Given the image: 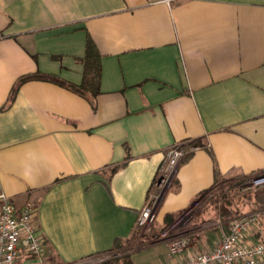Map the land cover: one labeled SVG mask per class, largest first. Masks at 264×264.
Returning <instances> with one entry per match:
<instances>
[{
  "label": "crops",
  "instance_id": "1",
  "mask_svg": "<svg viewBox=\"0 0 264 264\" xmlns=\"http://www.w3.org/2000/svg\"><path fill=\"white\" fill-rule=\"evenodd\" d=\"M87 35L101 54L96 95L32 79L9 101L37 70L79 84ZM192 140L157 229L216 173L264 172V0H0V194L16 209L34 204L47 264H111L112 254L173 264L135 221L166 151ZM216 226L196 220L178 234L209 250ZM116 238L124 245L112 251Z\"/></svg>",
  "mask_w": 264,
  "mask_h": 264
},
{
  "label": "built area",
  "instance_id": "2",
  "mask_svg": "<svg viewBox=\"0 0 264 264\" xmlns=\"http://www.w3.org/2000/svg\"><path fill=\"white\" fill-rule=\"evenodd\" d=\"M162 1L169 5L173 0ZM196 148L181 144L166 151L165 163L138 212L135 227L142 234L164 241L168 253L174 257L173 264H264V239L254 238L259 227L257 212L233 217L226 224L219 221L218 237L209 250L195 248L188 237L178 234L192 224L195 211L210 194L205 198L202 196L206 193L197 195L170 222L161 229L155 228L156 210L172 183L180 159ZM249 176L253 187L264 183V172ZM0 201V264H19L21 256L34 260L35 264H45V240L37 230L34 204L26 201L16 209L4 194H0Z\"/></svg>",
  "mask_w": 264,
  "mask_h": 264
},
{
  "label": "trees",
  "instance_id": "3",
  "mask_svg": "<svg viewBox=\"0 0 264 264\" xmlns=\"http://www.w3.org/2000/svg\"><path fill=\"white\" fill-rule=\"evenodd\" d=\"M80 61L83 64V70H82L81 82L79 84H73L70 82H66L63 79H61L58 75L46 74V73H43V72L37 70L34 73H27V74L21 75L20 77L17 78V80L15 81L14 85L12 86V88L10 90L9 101H11L13 99L16 91L18 90V87L23 82L28 81V80H32V79H50L52 81H55V82L65 86V87H67L68 89H70V90H72V91H74L80 95H83L86 97L96 95L99 92V82H100V74H101V54H100L95 42L93 41V39L89 35H87V37H86L84 54L80 58ZM182 145H184V146L193 145V146L199 147L198 142L195 140L185 142ZM127 157L128 156H126V159H127ZM116 167L117 166H114L113 170ZM240 177H247V176L246 175H244V176L239 175L236 178H240ZM224 180H225V178H221V177L217 176V173H216L214 186H212V188H210L209 190H212L216 186H220L224 182ZM209 190H206L202 193L203 194L207 193ZM202 193H200V194H202ZM226 201L227 202H225V203L230 202L228 200H226ZM219 206H220L222 213L224 214V212H226V209L222 205H219ZM257 213H259L260 217H264V209L259 210ZM165 219L170 222L173 219V215L166 214ZM255 237H256V235H255ZM123 245H124V242L120 238H116L113 242L111 250L116 251L119 248H121ZM106 261L110 262L111 264H130L128 262V259H126V256H114V254H112L109 258H107ZM49 262H51V264H59L51 258L49 259ZM93 264H99V263H93Z\"/></svg>",
  "mask_w": 264,
  "mask_h": 264
},
{
  "label": "rangeland",
  "instance_id": "4",
  "mask_svg": "<svg viewBox=\"0 0 264 264\" xmlns=\"http://www.w3.org/2000/svg\"><path fill=\"white\" fill-rule=\"evenodd\" d=\"M249 179L250 176L226 178L220 186L209 190L208 193L202 196L205 198L210 194L207 200L201 201L202 203L195 211L194 221L211 218L213 223L220 221L226 224L233 217L263 209L264 183L261 186L253 187ZM226 200L230 202L225 203ZM219 205L224 206L226 209L224 214ZM45 264L47 263L45 262Z\"/></svg>",
  "mask_w": 264,
  "mask_h": 264
}]
</instances>
